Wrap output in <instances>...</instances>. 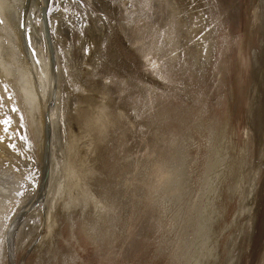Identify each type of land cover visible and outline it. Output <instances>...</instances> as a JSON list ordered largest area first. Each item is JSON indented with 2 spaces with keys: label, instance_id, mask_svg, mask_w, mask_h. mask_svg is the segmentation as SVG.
I'll return each instance as SVG.
<instances>
[{
  "label": "rangeland",
  "instance_id": "374dc122",
  "mask_svg": "<svg viewBox=\"0 0 264 264\" xmlns=\"http://www.w3.org/2000/svg\"><path fill=\"white\" fill-rule=\"evenodd\" d=\"M15 1L14 23L4 27L3 42L21 78L15 81V98L6 94L13 98L9 107L11 112L17 109V119L6 144L10 160L4 166L9 174L14 171L24 178L14 200L19 207L3 222L7 246L0 264H62L68 253L72 260L67 264H179L172 259L174 254L181 256L176 253L182 247L181 228L175 235L170 220L184 218L188 199L154 212L148 196L152 177H158L159 161L167 177H188L190 193L196 194L206 155L217 147L223 154L226 151L227 160L218 186L220 217L214 224L220 234L206 264H264V0H171L185 11L179 18L186 22L205 12V23H213L208 28L212 47L204 55L198 51V37L190 44L178 33L171 54L159 58L157 72L145 54L153 29L166 16L163 0H152L144 15L138 8L144 0ZM52 21L61 25L57 34ZM0 22L9 23L7 16L0 15ZM31 24L37 27L32 36ZM38 57L46 70L47 65L52 68V89L43 98H36ZM68 80H73L74 89ZM100 94L107 95L109 123L94 157L83 150L90 143L87 111ZM54 112L56 116H51ZM9 115L4 119L10 121L8 127L15 121ZM74 151L80 159L74 158ZM52 161L56 168L48 196L45 187ZM215 162L208 158L209 165ZM74 165L78 174L72 177H78L77 186L81 183L82 202L67 208L69 189L77 190L68 179ZM184 187L187 192L189 186ZM141 188L145 193L140 198ZM199 196L197 214L210 208L207 202L203 209L204 192ZM94 206L111 211V225L85 228L83 222L93 220ZM194 218L184 233L190 232ZM200 230L204 232V221ZM50 251L51 257L44 261L42 255Z\"/></svg>",
  "mask_w": 264,
  "mask_h": 264
},
{
  "label": "bare ground",
  "instance_id": "6f19581e",
  "mask_svg": "<svg viewBox=\"0 0 264 264\" xmlns=\"http://www.w3.org/2000/svg\"><path fill=\"white\" fill-rule=\"evenodd\" d=\"M151 1L152 0H144V2H142L141 4V8L139 7V4H138V8L139 10H141L142 14L144 15V12L145 10L149 7V5H151ZM177 2V1H176ZM166 5L165 7L163 5ZM177 5H179V3H176ZM14 5H16V1L15 0H0V15H5L7 16L8 18V21L9 23H5V24H2L0 22V77H1V81H0V121H4L5 119V115L7 113H10V115L15 119L14 123H11L8 126H6L5 124L3 123H0V179L1 178H4V177H1V176H4V175H8L9 172L11 171H7V166H4V162L6 160H10L9 159V151H7L6 149V144H7V141L9 138L12 137V134H13V126L16 125V112L12 111L11 112V109L9 107V105L11 104V102L13 103V98H15V93H16V85H15V81L20 79V72L17 70L16 68V65L13 66L12 64V58L10 57V53L8 51V45H5L4 41V37L5 35H7V32L6 30L4 29V27L6 28H9L10 25L12 23H14V20L11 15V8H14ZM182 5V4H181ZM152 7V6H151ZM162 7H163V11L164 13H166V16L165 18L163 19V22L161 24H159V27H156L154 28L152 31V42L149 46L146 47L147 49V54H145V57L146 58H149L147 59L150 60V58H152L151 60V65H153L154 69L156 70L157 72V68L159 66L158 64V60L161 56L163 57H166L167 55L171 54V49H172V45L174 43V41L176 40V35L178 33L180 34H183L184 38H188V42L191 44L192 42H194V37H198L199 38V44L197 45L199 47L198 51L201 50V53L202 51H204V55L207 53L208 51V47H212V44L208 46V41H209V37L211 35V32L208 30L209 25L207 22V24L205 23V19L203 20V16L205 15V12L204 14H202V16H193L192 18L189 19V22H186L185 20L183 19H180L179 18V14L180 13H183L185 12L184 10L180 9L178 6H175V4H173L171 2V0H163V4H162ZM148 10V9H147ZM20 13V12H19ZM15 14V12H14ZM17 14V13H16ZM35 14V13H34ZM18 16V15H17ZM141 16V14L137 15V18H139ZM213 16V15H212ZM6 19V18H5ZM108 19V18H107ZM18 20L17 17L15 18V21ZM32 20V19H31ZM68 20V19H67ZM130 20V19H129ZM35 21V20H34ZM131 21V20H130ZM202 21H204V25L202 24ZM20 22V21H19ZM53 22V21H52ZM135 22V21H134ZM62 23V22H61ZM127 23H130V22H127L126 20V24ZM133 23V22H132ZM36 24V23H35ZM32 26L29 28V34L32 36L34 35L35 33H37L36 31V28L33 24H31ZM40 25V24H39ZM153 25V24H152ZM44 26V25H43ZM52 28L53 31H55L57 33H59V26L61 25H58L56 23H52ZM11 28V27H10ZM152 28V27H151ZM40 29V27H39ZM145 29H147L145 27ZM145 29H142L145 33ZM151 30V29H150ZM62 31V30H61ZM147 31H149L147 29ZM146 31V32H147ZM202 31H204V35L200 37V34L202 33ZM45 32V31H44ZM12 33V32H11ZM39 34V33H38ZM66 34V33H65ZM146 34V33H145ZM143 35V34H142ZM192 35H194L192 37ZM38 36V35H37ZM41 36V35H40ZM39 37V36H38ZM146 37V35H145ZM145 37H141V38H145ZM7 38V37H6ZM58 39V38H57ZM80 39V38H79ZM40 40V39H38ZM60 40V38H59ZM63 40V39H62ZM140 40V38L138 39V41ZM211 40V39H210ZM65 41V40H64ZM142 41V39H141ZM181 41V39H180ZM179 41V42H180ZM187 41V40H186ZM187 42V43H188ZM37 43V42H36ZM66 43V42H65ZM90 43V42H89ZM186 43V42H185ZM188 43V44H189ZM210 43V42H209ZM7 44V43H6ZM60 44V43H59ZM67 44V43H66ZM92 44V43H91ZM189 44V45H190ZM204 44V46H203ZM10 45V43H9ZM14 45V44H13ZM12 45V46H13ZM186 45V44H185ZM36 45H34L35 47ZM38 46V45H37ZM61 47V44L59 45ZM63 46V45H62ZM68 46V45H67ZM32 47V48H34ZM59 47V48H60ZM39 48V47H38ZM90 49V48H89ZM33 51H35L34 49H32ZM38 50V49H37ZM210 50V48H209ZM18 51V50H17ZM58 51V50H57ZM197 51V50H196ZM11 52V50H10ZM36 52V51H35ZM34 52V53H35ZM63 52V51H62ZM19 53V52H18ZM176 53V52H175ZM200 53V52H199ZM14 54V53H13ZM59 54H61L59 52ZM18 55V54H17ZM21 55V54H20ZM19 55V56H20ZM191 55H192V52H191ZM199 55V54H198ZM202 55V54H201ZM22 56V55H21ZM58 56V55H57ZM60 56V57H59ZM59 59H60V64H64L62 62V56L59 55ZM193 56V55H192ZM172 57V56H171ZM43 58V57H42ZM20 59V58H19ZM37 61L40 63L39 65V69L36 68V64L34 65L35 67V72L37 74V81H39V85L40 88H39V92H37L36 94V98L37 96L38 97H42L43 96H46V94H49V90L52 89V68H50L49 66L51 65L50 62H49V66L47 65V70H46V64L43 63V60H41V57H38L36 58ZM58 59V60H59ZM64 59V58H63ZM191 59V58H190ZM21 60V59H20ZM65 61V60H64ZM23 62V61H22ZM149 62V61H148ZM59 63V61H58ZM29 64V63H28ZM24 65V64H22ZM173 66V65H172ZM186 66V65H185ZM18 67V66H17ZM19 68V67H18ZM21 68V67H20ZM19 68V69H20ZM61 68V67H60ZM67 68V67H66ZM22 69V68H21ZM29 69V68H28ZM23 71V69L21 70ZM32 71V69H31ZM67 71V70H66ZM31 74V72L29 73ZM29 74H26L29 75ZM25 75V73H24ZM158 75V73H157ZM29 79V77H28ZM26 78V80H28ZM31 80H29L30 82ZM33 81V80H32ZM31 81V82H32ZM73 80H71L72 82ZM28 82V81H27ZM30 82V83H31ZM70 82V80H68V84L69 86L74 89L75 87L73 86V84ZM18 84V83H17ZM18 89V88H17ZM36 89V87H35ZM21 90V89H20ZM19 90V91H20ZM14 91V92H13ZM18 92V91H17ZM29 92V91H28ZM35 92V93H36ZM101 92V91H100ZM6 94H10L12 95V99H8L7 95ZM14 94V95H13ZM19 94V93H18ZM26 94V93H24ZM32 95V94H31ZM25 96V95H24ZM35 97V96H34ZM31 98V97H30ZM35 98V99H36ZM46 98V97H45ZM109 101V100H108ZM24 103V102H23ZM34 103V102H33ZM109 103V102H108ZM107 103V95H99L97 97V100H95L94 104L90 106V110L87 111V120H86V127H87V132H86V139L87 141L89 140L90 143L88 145V147L85 148V152H87L88 154H92L94 157L97 156V153H98V143L100 142V138H101V135L103 133V135L105 134L104 132H106L107 129V126H108V123H109V115L107 114V107H108V104ZM37 104V103H36ZM47 104V103H46ZM25 107V106H24ZM17 110V109H16ZM25 110V109H24ZM83 110V109H82ZM109 110V109H108ZM81 111V110H80ZM9 115V116H10ZM122 115V114H121ZM51 116H56L55 115V112L51 115ZM31 117V116H30ZM78 118V117H77ZM86 118V117H85ZM51 120V119H50ZM49 120V121H50ZM53 120V119H52ZM81 121V120H80ZM47 122V121H46ZM54 123V122H53ZM111 124V123H110ZM52 123H51V127H52ZM44 126V125H43ZM55 126V125H54ZM5 127H7V132L4 131ZM46 127V126H45ZM39 130V128H37ZM41 130V129H40ZM45 130V129H44ZM16 131V129H15ZM36 132H38L36 130ZM36 132H34L36 134ZM42 132V131H41ZM57 132V131H56ZM51 134V133H50ZM108 132H107V136H108ZM37 136V134L35 135ZM52 136V135H51ZM56 136V134H55ZM58 136V134H57ZM104 137V136H103ZM102 137V139H103ZM17 138V137H16ZM15 138V139H16ZM55 138V137H54ZM36 139V138H35ZM101 139V140H102ZM51 140V138L49 139ZM60 140V138H59ZM18 141V140H17ZM79 141V140H78ZM9 142V141H8ZM45 142V141H44ZM51 142V141H49ZM17 143V142H16ZM46 143V142H45ZM102 143V141H101ZM52 144V143H51ZM56 144V143H55ZM59 144V143H58ZM217 144V143H216ZM53 145V144H52ZM51 145V148L53 147ZM220 144H218L219 146ZM49 146V145H48ZM56 146V145H55ZM16 147V146H15ZM59 150H60V144H59ZM222 147V146H221ZM50 148V150H51ZM220 147H217L215 149V151L212 153L211 151H208V153L210 154H207L206 155V164L204 167H206L204 169V177H201V179L199 180V185H198V189H200V191H198L196 194L195 193H190V188L192 186L189 185L190 181H188V177L187 178H184V179H181L179 177H167V174H166V170L165 168L159 164V161H158V166L160 165V172L158 174V177H152L153 180L151 181V186H150V190H149V193H148V196L149 198L151 199V203L153 205H150V206H153V210L154 212H158V211H161L160 209L164 210L166 208L167 205H169L170 203L172 202H175V200L177 201H180L181 203H184L186 198L188 199L187 202H185V206H183V208L186 210L185 213H184V218L183 216H181L177 222H173L172 220H170V223L172 224V227L170 229L173 230V233L176 235L178 232H177V229H180L182 230L180 232L179 230V238L181 237V239L179 240V244L182 245L181 248H178L176 250V253H178L179 255L181 256H176L174 254V257H173V261L175 263H179V264H206V260L208 257L210 256H213L212 254L214 253L215 251V248H214V244H216L217 240H218V237H219V234L220 232H216L214 230V224L218 221L219 217H220V210L218 208V205H217V201L220 199L219 197V191H218V186H219V183L221 181V176L223 175V171L225 170L224 169V162L225 160H227L226 156H225V152L224 154L222 153V151H220L219 149ZM75 149V148H74ZM73 150V149H72ZM44 151V150H43ZM52 151V150H51ZM42 152V151H41ZM53 152V151H52ZM51 152V153H52ZM76 151L72 152V155L74 156V158H78L80 159V156L78 154L75 153ZM211 152V153H210ZM57 152H55L56 154ZM70 153V152H69ZM44 154V152H43ZM52 155V154H51ZM77 155V156H76ZM81 155V154H80ZM153 155V154H152ZM46 156V155H45ZM155 156V155H153ZM209 156V157H208ZM47 157V156H46ZM45 158V157H43ZM69 158V156H68ZM151 158V157H150ZM208 158L210 160V163L212 162H215L216 165L214 164H211L209 165L208 163ZM46 159V158H45ZM154 160V159H153ZM152 160V161H153ZM51 161V159H50ZM143 161H146V160H143ZM157 161V160H156ZM6 163V162H5ZM9 163V162H8ZM7 163V164H8ZM44 163V162H43ZM11 164V162H10ZM71 164V163H70ZM69 164V165H70ZM261 164V163H260ZM51 177H49V182H48V185H46L45 187V191H47V195L49 196V193H50V190L52 189L53 187V184H54V173H53V170L56 168L53 164V161H52V164H51ZM68 166V165H67ZM73 166V164L71 165ZM70 166V167H71ZM157 166V167H158ZM69 167V166H68ZM69 167V169H70ZM150 167V166H149ZM240 167V166H239ZM10 168V167H8ZM68 169V170H69ZM150 169V168H149ZM213 169H217L215 171ZM9 170V169H8ZM45 170V169H44ZM72 170V171H71ZM70 171L71 172H75V165H74V170L71 169ZM89 170V169H88ZM256 170V169H255ZM78 169L76 170V173L73 172V174H71V172H69V174H71L70 177H75L77 176L76 174L77 173ZM14 172V171H13ZM11 173L9 174V177H6L4 178L2 184H0V193L3 194L4 196H0V258H3L5 253H6V248L5 246H7L5 244V236L6 233H5V225H4V221L7 219V218H11L14 213L16 212L15 210L17 209V207H19L17 204L14 203V200L17 199L16 197V194H18V192L20 191L21 189V182L23 180L24 177H22L20 174L18 173ZM150 172V170L148 171ZM91 173V171H90ZM216 175H214V174ZM239 173V172H238ZM4 174V175H3ZM242 176V175H241ZM240 176V177H241ZM68 178L69 179V182H73L74 183V186L77 190L73 189L72 187L69 189L70 193L72 194V198L71 200L68 202V204H66V207L69 208L70 204H73L74 207L79 205L80 202H82L81 198H80V193L78 190H81V186H80V182H78V186H77V180H78V177H77V180L75 178ZM143 177V176H141ZM223 177V176H222ZM66 178V179H67ZM131 178V177H130ZM140 178V177H138ZM137 178V181H140L138 180ZM125 179V178H124ZM151 179V177H150ZM237 179V178H236ZM76 180V181H75ZM198 180V179H197ZM36 181V180H35ZM62 181H63V178H62ZM125 181H128L125 180ZM142 183H145L144 180H141ZM39 182V181H38ZM46 182V181H45ZM66 182V181H65ZM240 182V181H239ZM47 183V182H46ZM141 183V184H142ZM45 184V183H44ZM140 184V183H139ZM211 184V187H209V185ZM213 184V185H212ZM31 185V183H30ZM148 185V184H147ZM43 186V184H42ZM167 186V187H166ZM184 186H189L187 192L186 189ZM31 187V186H30ZM208 187L210 188V190L208 189ZM47 188V190H46ZM128 188V187H127ZM241 188V187H240ZM239 189V188H237ZM27 190V189H26ZM41 190V188H40ZM53 190V189H52ZM140 198L143 196V194L145 193L144 191V188H141L140 189ZM222 190V189H221ZM30 191V190H29ZM144 191V193L142 194V192ZM209 191H212V192H209ZM204 192V207L203 209L207 208L205 207V204L207 206V202H208V207L210 206V208H207L205 209L206 210V213H205V210H204V213H198L196 212V203H195V198L196 196L198 197L199 195L202 196V193ZM28 192H26L22 197V201L24 199H26L28 197ZM52 193V191H51ZM50 193V194H51ZM147 193V192H146ZM43 194V193H42ZM250 194V193H248ZM32 195V194H31ZM45 196V195H44ZM146 196V195H145ZM147 196V197H148ZM199 196V197H200ZM88 197L90 198L91 201H94L95 197L93 195V193H89ZM138 197V198H139ZM191 197V198H190ZM48 199V197H47ZM46 200V199H45ZM20 201V200H19ZM21 201V202H22ZM45 202V201H44ZM148 203V202H147ZM21 204V203H20ZM23 204V203H22ZM82 204V203H81ZM82 206V205H81ZM73 207V206H72ZM78 207V206H77ZM86 206H83L82 208H84ZM256 208V207H254ZM79 209V208H77ZM81 209V207H80ZM94 209H95V213H94V216H93V220L92 221H88V222H83L85 228L87 230H90V231H93L94 228H98L100 227L101 225H111V222L109 220V217H108V214L109 212L111 213V211H107V210H99L97 207L94 206ZM184 209L182 212H184ZM209 210V211H208ZM71 211V210H70ZM83 211V210H81ZM80 211V212H81ZM191 211H194V213L192 214L191 217L188 218V216L190 215ZM208 211V212H207ZM253 211V210H252ZM37 215H39V213L41 214V210H39L37 208V211H35ZM72 213V212H71ZM84 213V212H83ZM250 213V212H249ZM113 214V213H112ZM81 215V213H80ZM181 215V214H179ZM183 215V214H182ZM195 215V221L192 225V227L190 228V232H186L184 233V230L186 228V225H187V222L188 220L191 221V218ZM236 215V214H235ZM82 216V215H81ZM80 216V217H81ZM91 216V215H90ZM219 216V217H218ZM83 217V216H82ZM88 217V216H87ZM251 218V217H250ZM249 218V221H253L252 218L250 219ZM81 219V218H80ZM174 220V219H173ZM13 221V220H12ZM203 221H204V232L201 233V226L203 224ZM51 222V221H50ZM181 222V224H180ZM10 223V222H9ZM8 223V224H9ZM19 223V222H17ZM250 223V222H249ZM50 224H55V223H50ZM48 224V227H50L48 230L51 229V225ZM180 225V226H179ZM249 225V224H248ZM18 226V225H17ZM189 227V225H188ZM249 227V226H248ZM251 227V225H250ZM251 229V228H250ZM249 230V229H248ZM16 231V230H15ZM7 232V231H6ZM49 232V231H48ZM177 232V233H176ZM183 232V234H182ZM224 232V231H223ZM52 233V232H51ZM185 234V235H184ZM33 235V234H32ZM48 235V233L46 234ZM184 235V237H183ZM199 235L200 237L198 238ZM7 237V236H6ZM169 237V236H168ZM176 238V237H175ZM174 238V239H175ZM177 239V238H176ZM46 240L45 239V236L43 237L42 239V242ZM47 240H48V236H47ZM103 240V239H102ZM45 242V241H44ZM11 243V242H10ZM170 243V242H169ZM174 243V242H172ZM172 243H171V246H172ZM177 243V242H176ZM8 244V243H7ZM178 244V243H177ZM232 244V243H231ZM180 245H178V247H180ZM56 247V245H55ZM168 247V246H167ZM176 247V246H175ZM69 248V247H68ZM71 248V247H70ZM49 249V247H48ZM46 251V250H45ZM43 251V252H45ZM67 251V250H66ZM164 252V251H163ZM229 252V251H228ZM173 253V252H172ZM40 255V254H39ZM52 253L51 251L50 252H46L45 254L42 255V257H44V261H47L50 257H51ZM67 255V258L64 259V263L67 264L68 261H71L72 260V256L68 253L66 254ZM176 256V257H175ZM62 262V264H63ZM173 264V263H172ZM231 264V263H230Z\"/></svg>",
  "mask_w": 264,
  "mask_h": 264
},
{
  "label": "snow or ice",
  "instance_id": "6c2138e0",
  "mask_svg": "<svg viewBox=\"0 0 264 264\" xmlns=\"http://www.w3.org/2000/svg\"><path fill=\"white\" fill-rule=\"evenodd\" d=\"M86 52H87V50H86ZM13 111H16V109L13 108ZM0 123H3L5 125H8L10 123V121L4 120V121H0ZM4 131L7 132V127H5Z\"/></svg>",
  "mask_w": 264,
  "mask_h": 264
}]
</instances>
